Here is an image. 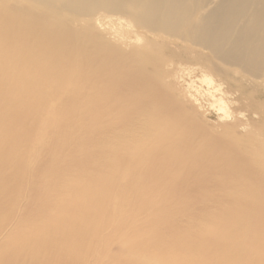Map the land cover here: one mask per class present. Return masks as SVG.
Listing matches in <instances>:
<instances>
[{
	"label": "bare ground",
	"instance_id": "bare-ground-1",
	"mask_svg": "<svg viewBox=\"0 0 264 264\" xmlns=\"http://www.w3.org/2000/svg\"><path fill=\"white\" fill-rule=\"evenodd\" d=\"M186 1L0 0V264H264V0Z\"/></svg>",
	"mask_w": 264,
	"mask_h": 264
},
{
	"label": "rangeland",
	"instance_id": "rangeland-1",
	"mask_svg": "<svg viewBox=\"0 0 264 264\" xmlns=\"http://www.w3.org/2000/svg\"><path fill=\"white\" fill-rule=\"evenodd\" d=\"M193 0H187L186 1V3L187 4H190L191 2H192ZM114 18H116V17H112V16H108L107 18H106V20L107 19H109L108 21H109V23H107L106 24V27L104 26V28H105V31L107 32V34L109 35V36H113V34H115V32H116V29H118V27H117V23H115L116 21L114 20ZM204 84V83H203ZM226 100V99H225ZM206 102V103H205ZM207 102H209L208 100H205L204 101V104L206 105V113L208 114V116H209V120H210V122L212 121V124H218L217 123V121H216V119L217 120H219L218 122H219V124L221 123V122H223V121H225V120H232V121H234L235 120V117H237V115L236 114H234V115H236V116H234V115H231L232 113H236L237 112V114H239L238 115V117L240 118V119H245V121H246V119L248 118V115H247V112H245V111H241L240 109H239V104H237L238 102H232V103H226L225 105H228L227 106V109H228V113L229 114H227L228 116L226 117V118H223L222 116H223V114H224V112L223 111H221V110H219L217 107H215V106H212L211 105V100H210V103L208 104ZM230 104H232V105H230ZM211 108V109H210ZM230 109V110H229ZM219 110V111H218ZM236 111V112H235ZM209 112V113H208ZM215 112V113H214ZM217 116V117H216ZM242 117H244V118H242ZM215 118V119H214Z\"/></svg>",
	"mask_w": 264,
	"mask_h": 264
}]
</instances>
